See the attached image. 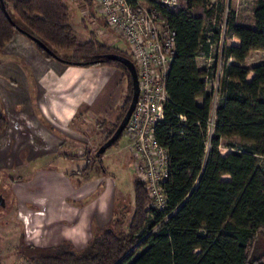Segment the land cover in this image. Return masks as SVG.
Wrapping results in <instances>:
<instances>
[{"label": "trees", "instance_id": "1", "mask_svg": "<svg viewBox=\"0 0 264 264\" xmlns=\"http://www.w3.org/2000/svg\"><path fill=\"white\" fill-rule=\"evenodd\" d=\"M147 1L176 31L177 51L166 79L170 100L165 119L156 128L157 139L170 156L164 183L168 207L152 208L147 185L137 178L133 217L126 231L110 230L94 238L87 254L68 245L32 256L33 264H264V64H245L253 51H264V0H256L253 26L241 24L236 12L229 10L225 32L211 0H180L175 6ZM85 2L92 6L95 0ZM4 4L5 9L0 0V56L20 29L67 64L91 65L104 53L129 56L93 38L94 32L90 40H80L65 0H4ZM221 42L224 65L216 98L208 86L218 64L203 71L198 59L211 58ZM37 46L44 56L55 58ZM99 64L118 68L129 84L109 139L131 103L132 78L120 62L94 65ZM180 115L186 116L185 122ZM9 126L0 106V137ZM234 138L241 147L223 150V140ZM148 225L157 231L141 235Z\"/></svg>", "mask_w": 264, "mask_h": 264}, {"label": "rangeland", "instance_id": "2", "mask_svg": "<svg viewBox=\"0 0 264 264\" xmlns=\"http://www.w3.org/2000/svg\"><path fill=\"white\" fill-rule=\"evenodd\" d=\"M65 2L71 9V20L80 40H90L94 32L93 38L127 52V57L132 59L129 43L107 27L97 4L91 6L85 0ZM211 5L219 11L218 24L224 32L229 10L236 12L241 24L254 25L256 0H211ZM223 45L221 42L220 47H214L211 59H198L203 71L218 64L215 79L208 86L216 98H219L218 79L224 65L221 57ZM245 64L248 67L264 64V51H253ZM108 66L91 64L83 65V69L89 78L101 70H105L104 76L107 77ZM114 68L121 73L115 79L117 85L114 88L122 108L129 84L122 71ZM89 86L94 93L98 85L90 83ZM117 99L111 106L104 105L108 113L103 115L97 114L101 107L99 102L84 105L92 108L90 112L85 114L86 111H82L72 127L59 132L62 139L70 141L71 146L81 149L82 155L76 154L77 148L72 150L71 155H68L73 156L71 160L61 159L62 155L57 154L34 163L26 153L17 154L24 144L34 147L36 144L33 141L38 135L47 142L49 131L55 132L56 129L46 125V121L43 122L46 126L42 127L34 121L28 123L27 118H12L9 140L6 144L0 143V193L5 195L8 203L6 208L0 209V264H33L32 256L55 253L68 245L80 254H87L89 243L94 238L110 230L119 234L127 230L133 217L134 183L138 178L128 141L122 136L104 154L96 155L118 122L119 117L113 124L109 120L113 116V107L118 103ZM121 113L120 110L119 116ZM17 116L21 117L19 114ZM21 125L25 128L19 129ZM241 145L235 138L223 140L222 149L235 150ZM153 229L148 225L140 234L145 236ZM69 236L74 237L76 242L68 239ZM30 245L35 248L30 249Z\"/></svg>", "mask_w": 264, "mask_h": 264}, {"label": "crops", "instance_id": "3", "mask_svg": "<svg viewBox=\"0 0 264 264\" xmlns=\"http://www.w3.org/2000/svg\"><path fill=\"white\" fill-rule=\"evenodd\" d=\"M108 67L107 77L104 76L105 70H101L89 78L83 65L67 64L56 58H48L28 36L17 32L0 56V106L10 122L9 129L0 137V143L6 144L9 140L8 135L13 127L12 118H27L28 123L34 121L42 127L49 125L56 130L49 131L47 142L38 135L33 141L36 144L34 147L23 143L17 154L26 153L28 159L34 163L57 154L62 155L61 159L63 157L71 160L73 156L68 155L76 148V154L82 155L81 149L71 146L70 141L62 139L59 132L72 127L82 111H86L85 114L90 112L92 108L83 107L84 105L99 102L101 107L97 114L108 113L105 106L116 102L115 79L121 76L113 66ZM90 83L98 85L94 93L90 90ZM117 102L116 107L112 109L113 116L109 119L111 124L120 114L122 103L119 97ZM202 102V98L198 99L199 104ZM18 128L25 127L21 125ZM27 149L29 150L26 151ZM68 239L76 242L72 236Z\"/></svg>", "mask_w": 264, "mask_h": 264}, {"label": "built area", "instance_id": "4", "mask_svg": "<svg viewBox=\"0 0 264 264\" xmlns=\"http://www.w3.org/2000/svg\"><path fill=\"white\" fill-rule=\"evenodd\" d=\"M158 1L175 6L180 0ZM95 3L109 29L129 43L137 62L140 96L124 136L135 160L138 178L147 185L151 207L165 211L169 198L164 183L168 178L170 156L159 143L156 128L164 121L165 107L170 100L166 79L177 51L176 31L147 0H95ZM179 117L182 122L187 119L184 115ZM213 126L211 118L208 149ZM153 230L156 232L157 228Z\"/></svg>", "mask_w": 264, "mask_h": 264}, {"label": "water", "instance_id": "5", "mask_svg": "<svg viewBox=\"0 0 264 264\" xmlns=\"http://www.w3.org/2000/svg\"><path fill=\"white\" fill-rule=\"evenodd\" d=\"M4 9H5V4H4V0H1ZM6 14L8 16V18L10 20H12V18L10 17L9 13L6 11ZM20 31L24 34H26L28 37H30L35 43H37V45H39L40 47H42L45 51H47L48 53H50L53 57H55L56 59H60L46 44H44L41 40L28 35L25 31L21 30ZM106 60H112V61H117L122 63L124 66L127 67V69L129 70L130 74H131V78H132V86H133V94H132V99H131V103L123 117V119L121 120L120 124L118 125L116 131L113 133V135L105 142L101 145V147L97 150L96 155L97 156H101L102 154H104L106 152V150L108 148H110L111 146H113L123 135L129 121L130 118L136 108L139 96H140V80H139V73H138V69H137V65L136 63L130 59L129 57L119 54V53H104V54H100L98 55V57L94 60L91 61L89 63L92 64H97L100 63L102 61H106ZM76 65H85L84 63H74ZM0 206L2 207H6V201L5 198L3 196L0 197Z\"/></svg>", "mask_w": 264, "mask_h": 264}, {"label": "flooded vegetation", "instance_id": "6", "mask_svg": "<svg viewBox=\"0 0 264 264\" xmlns=\"http://www.w3.org/2000/svg\"><path fill=\"white\" fill-rule=\"evenodd\" d=\"M1 196H3V197L5 198V201H6V207H7V204H8V203H7V198L5 197V195H4L3 193H0V197H1ZM6 207H2V206H0V209H1V208H6Z\"/></svg>", "mask_w": 264, "mask_h": 264}]
</instances>
